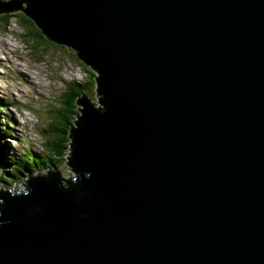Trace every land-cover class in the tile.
<instances>
[{
	"label": "water",
	"instance_id": "water-1",
	"mask_svg": "<svg viewBox=\"0 0 264 264\" xmlns=\"http://www.w3.org/2000/svg\"><path fill=\"white\" fill-rule=\"evenodd\" d=\"M18 9L101 107L76 103L82 189L0 192V264H264V0L0 1Z\"/></svg>",
	"mask_w": 264,
	"mask_h": 264
},
{
	"label": "rangeland",
	"instance_id": "rangeland-1",
	"mask_svg": "<svg viewBox=\"0 0 264 264\" xmlns=\"http://www.w3.org/2000/svg\"><path fill=\"white\" fill-rule=\"evenodd\" d=\"M22 7H26L25 3ZM13 12L20 15L24 13L19 9ZM3 26L4 24H0V67L3 66L0 70V97L9 108L8 117L15 123L11 130L14 133L6 136L3 141L17 155L19 152L20 155L28 153L35 156L40 154L48 156V151L45 152L42 149L47 139L46 133L43 134L42 131L51 124L52 106L58 108L56 104L54 105L55 99H60L69 83L84 80L87 70L91 73L95 71L80 61L71 47L63 44L47 46L49 39L45 36V39H40L42 43H37V49L35 48L34 52L30 39L24 35L23 28L14 19L8 23L7 27ZM36 28L39 29V27ZM36 40L39 42V39ZM94 75L98 74L95 72ZM95 106L101 107L99 102H95ZM5 118L4 114L0 115V120ZM27 140L32 144L28 148L23 146ZM69 150L70 147L65 151V155ZM63 159L59 169L61 176L75 177L76 174L66 163V157L64 156ZM21 175L30 180L37 178L41 173L37 171L33 175L22 168ZM23 177L22 182H25ZM10 188L13 189V187ZM16 188L15 191H6L2 188L0 192L14 193L23 186ZM23 192H27L26 187Z\"/></svg>",
	"mask_w": 264,
	"mask_h": 264
},
{
	"label": "trees",
	"instance_id": "trees-1",
	"mask_svg": "<svg viewBox=\"0 0 264 264\" xmlns=\"http://www.w3.org/2000/svg\"><path fill=\"white\" fill-rule=\"evenodd\" d=\"M12 19L19 22L20 26L23 28L24 35L28 36V38L30 39L34 47L33 51L35 52L37 49V43H42L40 42V39H45L44 35L38 28H36L37 26L35 25L33 20L29 16H27L25 12L23 13V15L9 11L0 14V24H4V28L8 26V23L11 22ZM36 39H39V42H37ZM47 43V46H57V43L54 41L48 40ZM76 61L80 64L77 59ZM94 74L95 72L91 73L87 70L84 80H82L81 82L73 81L69 83L66 86L63 94L60 96V99H55L54 105L56 104L58 108L52 106L51 124H48L47 128L42 131L43 134L46 133L47 135L46 142L43 143V149L45 152L48 151V156L44 154H40L39 156H31L30 159H32V161H26L25 159L30 160V156L27 155V153L25 156H23L24 158L21 159L23 161L18 162V165L17 163L14 165V162L12 161L8 162L9 155L7 154V149L5 148V145L1 143L4 141L3 139H1L3 130L0 126V182L3 185L7 186H2L3 188L8 189L12 185H20L23 175L19 173V170L22 165L29 164V167H32L31 165H35L38 171L50 170L54 168L59 170L62 166L61 161H64V156L67 159L69 158L71 160V157H68V154L65 155V151L68 147L72 149L71 133L72 129L77 127V121L80 117V110L77 104L83 101H88L92 105H95V102H99L100 96L98 95L97 90V76ZM2 111L5 110L2 107L0 100V113ZM74 118H76L77 120H75ZM5 129L9 128L5 126L4 130ZM24 178L26 177L24 176L23 179ZM59 181L64 188H67L70 191L83 188L81 183L76 181L75 179ZM25 187L27 188L26 185Z\"/></svg>",
	"mask_w": 264,
	"mask_h": 264
},
{
	"label": "clouds",
	"instance_id": "clouds-1",
	"mask_svg": "<svg viewBox=\"0 0 264 264\" xmlns=\"http://www.w3.org/2000/svg\"><path fill=\"white\" fill-rule=\"evenodd\" d=\"M0 186H2V185H0ZM10 187L16 188V187H14V186H10ZM2 188H3V187H2ZM2 188H1V189H2ZM3 190L10 191V190H12V189H11V188H10V189H9V188H8V189L3 188Z\"/></svg>",
	"mask_w": 264,
	"mask_h": 264
},
{
	"label": "bare ground",
	"instance_id": "bare-ground-1",
	"mask_svg": "<svg viewBox=\"0 0 264 264\" xmlns=\"http://www.w3.org/2000/svg\"><path fill=\"white\" fill-rule=\"evenodd\" d=\"M26 9V8H25ZM19 10H22V9H19ZM23 11V10H22ZM88 103H90V102H88ZM91 104V103H90ZM92 105V104H91ZM92 106H94L95 108H96V106L95 105H92ZM98 108V107H97ZM80 116H81V113H80ZM47 174V173H46Z\"/></svg>",
	"mask_w": 264,
	"mask_h": 264
}]
</instances>
